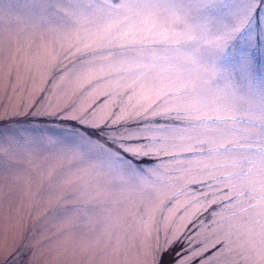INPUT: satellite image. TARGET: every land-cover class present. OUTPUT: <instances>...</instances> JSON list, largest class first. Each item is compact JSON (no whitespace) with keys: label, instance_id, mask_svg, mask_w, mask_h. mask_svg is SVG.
<instances>
[{"label":"snow or ice","instance_id":"6c2138e0","mask_svg":"<svg viewBox=\"0 0 264 264\" xmlns=\"http://www.w3.org/2000/svg\"><path fill=\"white\" fill-rule=\"evenodd\" d=\"M52 6L65 23H42L39 41H22L13 11H0V89L13 79L17 90L30 86L36 98L28 112L74 131L0 141V160L9 167L26 161L28 182L57 195L70 226L120 229L128 206L138 208L130 237L122 232L127 242L100 249L110 264H264V76L255 69L256 34L234 63H224L248 24L249 5ZM50 34L59 39L49 42ZM100 81L116 88L85 87ZM5 250L15 248L0 235V264Z\"/></svg>","mask_w":264,"mask_h":264},{"label":"rangeland","instance_id":"374dc122","mask_svg":"<svg viewBox=\"0 0 264 264\" xmlns=\"http://www.w3.org/2000/svg\"><path fill=\"white\" fill-rule=\"evenodd\" d=\"M32 2L0 0V11H13L17 21L14 29L22 41H39L43 35L42 23L49 27L65 23L64 17L52 6L56 0ZM151 2L166 4L172 0ZM244 2L251 10L248 24L232 44L224 63H234L241 51L249 49L246 38L255 33L257 40L252 49L256 58L255 69L258 77L264 76V0ZM47 39L52 42L59 38L50 34ZM55 46L59 49L60 44ZM164 54L162 50L156 53L158 56ZM53 72L59 75V70L54 69ZM85 87L89 88V92L116 88L109 81L94 82ZM30 93V86L27 91L23 86L17 90L14 79L6 88L0 89V141L21 136L38 139L49 134H57L58 138L72 135L74 129L71 125L61 123L52 116L28 112L27 104L36 98ZM29 168L24 160L12 167H9L7 158L0 160V235L15 248L11 255L5 250L4 264H110V258L100 249L105 244L115 246L127 242L122 232L126 229L130 237L135 219L131 213L139 209L128 206L127 221L120 222V229L108 228L105 232L103 227L84 221H74L70 226L61 214L62 205L57 195L28 182Z\"/></svg>","mask_w":264,"mask_h":264}]
</instances>
